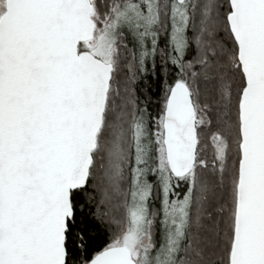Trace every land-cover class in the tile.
I'll use <instances>...</instances> for the list:
<instances>
[{
    "label": "snow or ice",
    "instance_id": "snow-or-ice-1",
    "mask_svg": "<svg viewBox=\"0 0 264 264\" xmlns=\"http://www.w3.org/2000/svg\"><path fill=\"white\" fill-rule=\"evenodd\" d=\"M0 264H264V0H0Z\"/></svg>",
    "mask_w": 264,
    "mask_h": 264
},
{
    "label": "trees",
    "instance_id": "trees-1",
    "mask_svg": "<svg viewBox=\"0 0 264 264\" xmlns=\"http://www.w3.org/2000/svg\"><path fill=\"white\" fill-rule=\"evenodd\" d=\"M147 83L151 86L153 93L158 94V91H157L158 90V82L155 79H153L151 81H147ZM141 86L143 87V85H141ZM153 98H155V97L153 96Z\"/></svg>",
    "mask_w": 264,
    "mask_h": 264
}]
</instances>
